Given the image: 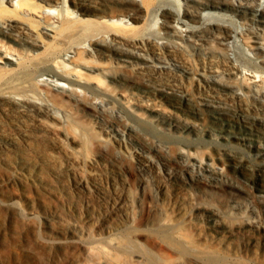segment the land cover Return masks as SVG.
Returning a JSON list of instances; mask_svg holds the SVG:
<instances>
[{"label":"rangeland","instance_id":"rangeland-1","mask_svg":"<svg viewBox=\"0 0 264 264\" xmlns=\"http://www.w3.org/2000/svg\"><path fill=\"white\" fill-rule=\"evenodd\" d=\"M227 1L245 10L264 4ZM45 2L26 0L20 9ZM137 4L141 6L139 0ZM64 5L50 7L55 26ZM93 5L83 6L82 18L89 19ZM70 9L73 16L79 14ZM210 10L234 15L227 8ZM206 11L199 8L195 21H184L199 25ZM156 15L150 8L132 24L136 40L110 37L114 47L147 63L138 58L124 63L96 52L86 39L94 29L87 22L74 23L83 33L67 32L71 41L66 33L56 41L45 37L43 53L49 59L70 42L87 53L94 67L91 75L96 76L91 84L98 85L94 109L48 86L16 84L17 76L2 79L0 264H264V157L242 144L201 136V125L192 127L200 121L184 114L186 106L178 96H172V107L143 92L144 84L155 85L264 122V62L244 39L264 37V26L237 17L235 37L224 42L228 53L220 54L221 46L212 37L188 48L182 43L184 49L162 48L149 35L159 30ZM38 16L35 12L18 19L16 31L34 35L31 24ZM39 57L28 54L25 68L37 64ZM182 67L192 72L193 80L180 76ZM105 69L125 80L99 81ZM221 78L235 87L222 90L213 83ZM106 85L118 100L102 96ZM55 98L61 102L55 104ZM124 104L140 118L124 113ZM218 115L229 120L227 114ZM205 121L201 123L214 126ZM171 124L182 129L176 131ZM198 166L211 168L222 183L210 187L197 182Z\"/></svg>","mask_w":264,"mask_h":264},{"label":"bare ground","instance_id":"bare-ground-1","mask_svg":"<svg viewBox=\"0 0 264 264\" xmlns=\"http://www.w3.org/2000/svg\"><path fill=\"white\" fill-rule=\"evenodd\" d=\"M25 1L26 0H0V84L4 77L12 78L17 76L15 79L16 84H25L29 87L48 86V90L61 92L62 96L70 100L80 101L88 109H94L96 107L98 85H94L93 87L91 84L93 83L92 80L96 77L94 74L91 75L94 71V67L92 66L93 64L86 59L85 56L87 53L79 49V43L73 44L70 42L68 47L64 50L53 51L55 53H53V57L50 56V59L43 53L44 48H46L44 47L46 42L44 41L45 37H50L53 41H56L63 34L66 36L65 33L67 34L69 31L72 32L74 30L76 33L82 34L83 29H76L77 27L74 25L75 22H87L94 27L93 31L87 34L86 39L96 52L105 51L108 55H112L124 63H131L133 59L137 58L143 62L146 61V63L148 60L130 51H124L114 47L111 43L112 38L110 37H118L125 42L135 39V26L132 24L140 20L150 8L151 11L157 14L156 16H160L161 21L159 22V27H157L159 30L151 32L149 35L153 36L156 40H160L159 42L162 48L184 49V44L182 45V43L186 42L185 47L188 48L194 45L193 42L205 41L204 39L206 37H212L221 46L218 48L217 53L220 52V54H225L228 53L229 48H227V43L224 42L234 36L233 33H235L236 29L234 30L232 26L234 21H237V17L242 20H251L259 26H264L263 3L260 5L261 7L259 9L248 7L247 10H245L242 9L241 6H236L234 3L228 2L227 0H154V4H152L153 0H139L141 6L137 4V0H66L65 4L67 2L69 3L67 5H64V0H48L49 2H45V4L34 3L24 11V9L21 10L20 8L21 6L23 7L22 4L23 2L25 4ZM5 3L10 4L12 9H9ZM91 3H94V11L90 15L91 19L90 17L89 19L82 18V16H85V14H83L85 11L83 6H90ZM61 4L65 6V12L63 13V17L61 16L60 18V25L55 26L50 20V14L53 10H51L50 7L61 6ZM70 7L73 8L75 12L78 10L79 14L76 13L74 14L75 16H73L74 12H72ZM186 7L191 8L192 11H189ZM55 8L56 7H54V12L56 14L57 9L55 11ZM199 8L208 10L204 14V19L199 25H193L190 22L184 21V18H188L191 22L195 21V12ZM225 8L231 10L234 15H226L224 13H219V11L213 12L210 10ZM35 12L39 15L38 17H40L39 20L31 24L32 26L35 24L34 31L36 29V33L34 35H29L31 30L28 33L16 31L15 28L18 19L30 13L33 15ZM28 17L30 18V16ZM123 18H126V20ZM226 19L229 21L228 23ZM155 22L157 23L158 21ZM71 24L75 27H72L73 25ZM25 28L24 26L23 29L25 30ZM137 32L138 31L135 33ZM70 36L69 34V38L67 39H70ZM244 39H246L249 48L254 54L261 58V62H264V37H248ZM71 40L72 39H70V41ZM52 43L53 42L50 44ZM81 45L80 43V47ZM40 49L43 50L40 51ZM30 53L35 58L40 56L38 58L40 61L29 69L25 68L24 63L25 57ZM150 62L156 63L155 60H151ZM95 64L96 63H94V65ZM95 66H97V64ZM23 70H26L27 73L23 72ZM177 71L183 78L190 81L193 80L191 76L193 74L190 70L182 67ZM19 74H21V76H19ZM113 74L114 73L110 72L108 69L101 70L97 79L99 81L104 80V82L105 80L107 82L125 80V77H119ZM255 74L257 75V73ZM195 78L199 81L208 82V79L202 74H196ZM225 80L227 79L221 78L215 80L213 83L218 85L222 90L234 86L233 84H235V82L229 84L231 82ZM127 82L135 83L132 79H128ZM114 92L115 90L113 91L111 86L106 85L102 96L110 101L118 100ZM143 92L145 95L162 100L172 107V96H178L180 101L186 106L184 107V114L187 116H195L196 120L200 121L197 124H192V127L200 124L201 127L199 131L202 134L201 136L210 140L215 138L219 141L242 144L243 146L253 148L252 150L255 151L259 157H264V142L261 141V135L264 134V122L262 120L246 115L247 113L242 114L236 110L213 106L207 101L198 103L194 101L191 96L185 95L183 92L179 91L180 93H176L168 89L159 88L155 85L144 84ZM54 102L58 104L61 100L55 98ZM183 103H180V105L183 106ZM192 103H194L193 107H191ZM123 110L124 113L133 118H140V113L138 114L126 104L123 105ZM218 114H227L229 120L224 121L223 119L225 118L221 119ZM206 118L213 122L214 126L212 128L201 123L206 122ZM188 128L189 125H186L184 130ZM172 129L178 131L182 128L172 125ZM180 152L182 151L179 150L178 153ZM201 169L202 170L199 171L200 173L194 175V178L196 176L195 180L197 182L210 187L218 186L222 183V176L215 175L216 172L211 168L203 167ZM262 229L263 226L259 228V232Z\"/></svg>","mask_w":264,"mask_h":264}]
</instances>
